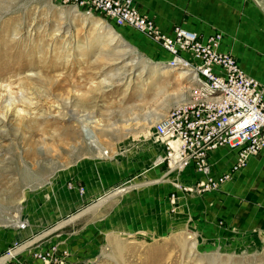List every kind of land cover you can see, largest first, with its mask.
Wrapping results in <instances>:
<instances>
[{
  "label": "rangeland",
  "instance_id": "obj_1",
  "mask_svg": "<svg viewBox=\"0 0 264 264\" xmlns=\"http://www.w3.org/2000/svg\"><path fill=\"white\" fill-rule=\"evenodd\" d=\"M237 25L227 36L243 43L246 71L264 92L261 40L252 37L261 22L248 23L252 38L242 41L237 34L248 32L236 33ZM136 36L100 12L84 14L59 0H0V85L9 84L0 87V258L8 247L30 242L10 258L35 264H59L57 258L63 264H264L261 149L230 166L210 164L216 148L206 166L159 163L164 153L154 124L188 99L191 82L183 70L151 56ZM91 115L100 148L85 138L79 121ZM72 173L96 180L74 186ZM143 177L157 196L152 236L129 234L123 227L138 221V211H120L117 229L113 223L101 227L97 241L81 245L72 238L79 218L98 206L110 209ZM110 187L116 189L108 200L71 212L82 193Z\"/></svg>",
  "mask_w": 264,
  "mask_h": 264
},
{
  "label": "built area",
  "instance_id": "obj_2",
  "mask_svg": "<svg viewBox=\"0 0 264 264\" xmlns=\"http://www.w3.org/2000/svg\"><path fill=\"white\" fill-rule=\"evenodd\" d=\"M59 1L81 9L84 14L100 12L116 26L130 27L145 34L170 55L165 62L168 67L188 72L186 77L191 82L188 99L172 107L154 124V132L164 150L163 162L168 166L186 161L206 166L208 154L219 146L235 148L237 161L242 163L247 156L262 150L263 88L231 53L219 50V35L204 37L180 25L173 26L171 32L165 34L133 6V0ZM196 186L206 185L198 183ZM17 246L8 247L4 256ZM12 259L3 264H35ZM43 264L51 263L45 260Z\"/></svg>",
  "mask_w": 264,
  "mask_h": 264
},
{
  "label": "crops",
  "instance_id": "obj_3",
  "mask_svg": "<svg viewBox=\"0 0 264 264\" xmlns=\"http://www.w3.org/2000/svg\"><path fill=\"white\" fill-rule=\"evenodd\" d=\"M246 1L247 0H133V6L140 13L150 18L154 26L165 34L170 33L175 25H180L187 30L197 32L204 37L210 34H215L216 32L221 33L224 37L222 36L223 38L220 40L219 50L231 53L237 59L242 69L247 73L246 69L248 67L246 63L247 59L245 57L246 53H244V51L240 48L243 46V43L240 44V42L238 43L237 41H232L231 39H233V36H227L228 32H226V30L232 31L231 29L233 28V25L240 22V26L237 25L238 30L235 32L243 33V29H246L248 32L246 35L237 34L238 38H242L241 41L252 37L253 39L261 40V82L264 83V0H249L247 4ZM109 21L113 26L117 28L119 27L116 26L111 19H109ZM256 21L261 22V27H253V36L249 35L251 27H247V24ZM121 27L130 29L133 33H135V36L137 35L136 37L143 39V41L139 40L140 45L142 44L144 45L143 47H147L146 49L149 53H151V56L156 55L155 57L164 58L165 62L170 58V55L158 42L135 29L124 26ZM131 40L128 39V42L132 45L138 43L134 39ZM151 41L158 46H152ZM260 152L261 154L259 158H261V168H264V147ZM236 158L237 150L233 147H225L213 150L210 154L209 161L210 164L215 163L217 165L230 166ZM186 163L187 165L185 168L191 167L190 161ZM182 167L184 168V166ZM68 180H70L72 184H80L85 182H94L96 178L89 177L87 180L85 175L79 176L72 173ZM76 184L74 186H76ZM134 184L135 185L126 188L131 190V192L129 191L130 194L121 192V194L114 199L113 205L110 209L98 206L94 208L95 210L88 213L91 216L79 218V229L76 230L75 234V229L72 228V238L76 240V242L81 240V245H83L87 239H95L94 241H97V239L100 238L97 232L100 231L101 227H104L105 225L111 226L113 223L114 230L117 229L114 217L120 211L123 212L120 214L121 216L126 213L129 214L130 212H134L136 214V211H138L139 216L137 217H139V219L136 223L132 224L128 222L125 224V221L121 222L122 225L125 224L123 228H125L129 234H131L134 230H138L137 233L141 232L142 236H144V234L146 236H152L153 231L150 219H154V215L152 214L153 199L157 197H155L153 183L148 181L146 177H143V179L134 182ZM114 189L116 188L114 187L112 189L110 187L102 191L100 194H93L90 192L85 194L82 193L80 197L72 202L71 212L75 213L84 209L88 204L94 202L98 196L101 197L104 193ZM160 196H162V194H160ZM139 199H141L140 205L138 204ZM124 208L126 209L125 212L123 211ZM149 215H151V218H149ZM125 220L127 219L125 218ZM74 223L75 220L72 219V227L74 226ZM91 231L94 232L93 236L90 235ZM74 244L78 245L75 241ZM75 252L77 253L78 250ZM33 262L36 263L35 260H33Z\"/></svg>",
  "mask_w": 264,
  "mask_h": 264
},
{
  "label": "bare ground",
  "instance_id": "obj_4",
  "mask_svg": "<svg viewBox=\"0 0 264 264\" xmlns=\"http://www.w3.org/2000/svg\"><path fill=\"white\" fill-rule=\"evenodd\" d=\"M182 73L183 74H188V72L186 71V70H183L182 71ZM7 86H9V84H7V85H0V87H3V88H6ZM11 101V100H10ZM7 111V110H6ZM94 116H96V115H94ZM93 115H91V116H89V117H86L85 119H83V118H81L79 121L82 123V130H83V134H84V136H85V138L87 139V140H89L94 146H98L99 148H100V144H99V142H98V138H97V136H96V134H95V132L93 131V126L95 125V123H96V121H97V119H96V117H94ZM3 117V116H2ZM85 117V116H84ZM106 153L104 152V155H105ZM101 156H103V155H101ZM102 158H104V157H102ZM247 158H248V156H247ZM246 158V159H247ZM157 161L159 162V163H163V155H160V156H158L157 158ZM186 165H187V163H185V164H183V163H180V166H184V168L186 167ZM156 166V165H155ZM203 185H204V183H202ZM115 194V192L113 193V192H111L110 194H107V196H105L103 199H101L100 201L101 202H103V201H105V200H108V198L109 197H111V196H113ZM99 205V204H98ZM67 221H68V219L67 220H63L62 221V223L61 224H58L55 228H57V227H59V226H61V225H63V224H65V223H67ZM47 233V232H46ZM30 243V242H29ZM29 243H26L25 245H23V246H20V247H18L17 249H14V250H12V252H10V254H8V255H5L4 257H1L0 258V264H3L6 260H8L10 257H13V256H15L16 255V253L19 251V250H21V249H23V248H25V246H27Z\"/></svg>",
  "mask_w": 264,
  "mask_h": 264
},
{
  "label": "water",
  "instance_id": "obj_5",
  "mask_svg": "<svg viewBox=\"0 0 264 264\" xmlns=\"http://www.w3.org/2000/svg\"><path fill=\"white\" fill-rule=\"evenodd\" d=\"M100 200H99V198H97V202H99Z\"/></svg>",
  "mask_w": 264,
  "mask_h": 264
}]
</instances>
